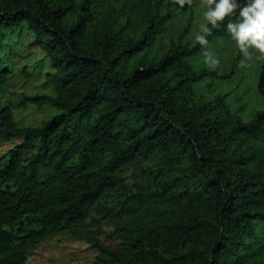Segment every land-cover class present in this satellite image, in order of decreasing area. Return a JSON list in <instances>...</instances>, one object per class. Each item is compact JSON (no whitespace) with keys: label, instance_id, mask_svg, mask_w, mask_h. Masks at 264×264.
Masks as SVG:
<instances>
[{"label":"trees","instance_id":"trees-1","mask_svg":"<svg viewBox=\"0 0 264 264\" xmlns=\"http://www.w3.org/2000/svg\"><path fill=\"white\" fill-rule=\"evenodd\" d=\"M91 1L78 2L75 24L63 26L67 7L0 0V38L27 24L54 70L48 75L53 95L13 104L1 101L13 74L0 69V143L22 139L0 162V264H28L31 248L62 234L94 247V264H257L264 112L243 123L219 97L193 102L187 88L194 76L183 58L201 45L151 57L147 51L165 20L151 11L137 42L122 40L112 24L97 47L83 49ZM225 34L216 28L208 40ZM177 75L182 78L172 82ZM27 105L58 113L41 126L21 127L15 110ZM152 156L183 166L170 170L165 187L141 188L116 208L105 206L123 170ZM108 223H114L115 246L100 238Z\"/></svg>","mask_w":264,"mask_h":264},{"label":"rangeland","instance_id":"rangeland-1","mask_svg":"<svg viewBox=\"0 0 264 264\" xmlns=\"http://www.w3.org/2000/svg\"><path fill=\"white\" fill-rule=\"evenodd\" d=\"M8 1L15 2L1 0L3 3ZM81 1L44 0L50 8H68L60 21L63 26L75 24L77 4ZM129 3L130 7L126 8ZM203 10V0H191V4L182 9L173 0H149V3L145 0H92L88 10L90 17L79 39V45L85 50L97 47L98 37L112 24L116 25V30H120L122 40L137 42L144 30L146 15L151 11L157 19L165 18L161 24L162 32L154 36L153 44L147 51L151 57L160 58L166 51L178 45L185 50H191L196 45L193 39L202 20ZM204 47L209 48L220 59V64L215 69L204 65ZM204 47L200 46L199 50L183 58L186 68L194 76L187 88L191 100L200 104L219 97L223 99L222 107L243 123L249 122L256 113L264 112V58H260L259 53L253 51L251 57L246 58V65L241 66L240 61L244 57L227 31L223 37L209 40V44ZM140 56L141 54L129 59L127 65L130 67L135 64ZM1 68L9 69L13 74L2 91V102L18 104L24 96L54 94L48 81V75L54 73L52 59L27 24L3 32L0 38ZM181 78V75H177L172 82ZM57 113L58 110L51 106L27 105L19 106L15 110V118L21 127H38ZM21 142L22 139H15L0 143L1 164H5L9 152ZM36 148L37 144H34L25 157L30 158ZM182 166L166 165L158 156L132 163L123 170L120 181L110 190L104 205L116 208L118 201L121 204L125 197L137 194L141 188L157 190L165 187L170 170L175 171ZM18 227L15 226L13 230L16 231ZM113 228L114 223H108L103 228L100 238L106 245L115 246L117 243L112 236ZM258 228H264V224L259 225L257 230ZM259 237L261 254L257 264H264V230L259 232ZM97 256L98 251L87 241L62 234L39 242L28 251L26 260L28 264H94Z\"/></svg>","mask_w":264,"mask_h":264},{"label":"clouds","instance_id":"clouds-1","mask_svg":"<svg viewBox=\"0 0 264 264\" xmlns=\"http://www.w3.org/2000/svg\"><path fill=\"white\" fill-rule=\"evenodd\" d=\"M179 8L191 4V0H173ZM202 20L198 24L193 43L202 47L209 44L208 36L216 28L224 27L242 54L241 66L253 51L264 58V0H203ZM226 17H232L224 24ZM203 63L210 69L220 64L218 56L204 47Z\"/></svg>","mask_w":264,"mask_h":264}]
</instances>
